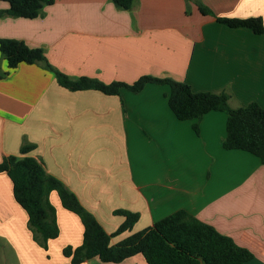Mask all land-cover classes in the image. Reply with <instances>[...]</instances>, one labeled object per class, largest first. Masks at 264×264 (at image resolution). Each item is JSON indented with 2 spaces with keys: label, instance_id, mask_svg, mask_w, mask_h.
Returning <instances> with one entry per match:
<instances>
[{
  "label": "crops",
  "instance_id": "1",
  "mask_svg": "<svg viewBox=\"0 0 264 264\" xmlns=\"http://www.w3.org/2000/svg\"><path fill=\"white\" fill-rule=\"evenodd\" d=\"M53 0L34 18L0 16V37L41 47L47 61L70 77L132 83L142 75L169 77L193 91H224L230 107L264 108V33L231 28L215 16H260L264 0ZM8 4L0 2V9ZM215 15V16H214ZM169 87L147 83L116 94L70 90L39 63L8 70L0 53V161L24 142L45 171L61 180L107 233L124 209L138 214L133 232L184 209L252 253L243 264H264V166L258 157L225 149L226 115L211 110L197 120L177 119ZM59 234L39 245L12 183L0 172V264H70L66 245L78 246L83 225L49 193ZM78 264H146L141 253L120 262L98 257Z\"/></svg>",
  "mask_w": 264,
  "mask_h": 264
},
{
  "label": "trees",
  "instance_id": "2",
  "mask_svg": "<svg viewBox=\"0 0 264 264\" xmlns=\"http://www.w3.org/2000/svg\"><path fill=\"white\" fill-rule=\"evenodd\" d=\"M8 7L0 9V16L34 18L53 0H0ZM121 9H129L133 0H110ZM202 14L213 13L200 0H191ZM215 16V15H214ZM216 21L231 27H245L253 33H264L260 16H215ZM0 53L7 69L19 63H39L54 73L59 85L70 90L95 89L105 94H116L121 87L133 92L140 91L147 83L166 84L169 87L168 106L179 120H194L192 128L198 131L197 120L211 111L226 115L225 149L247 151L259 158L264 166V108L256 102L230 107L229 95L224 91H193L188 83L169 77L142 75L132 83L111 81L105 83L88 76L70 77L52 66L41 47H32L15 38L0 37ZM34 144L24 142L19 154L6 155L0 161V172H5L12 183L15 201L27 214V226L33 239L47 248L48 239L59 234L55 208L49 201V193L55 190L61 205L75 213L82 225V241L78 246L66 245L62 254L70 264L98 257L103 262H120L141 253L146 264H243L253 255L247 248L237 245L233 239L220 233L209 223L203 222L184 209H178L139 231L133 232L115 244L110 238L130 229L138 214L124 209L114 212L124 220L113 233H107L96 218L79 202L75 194L58 178L47 173L42 163L29 152Z\"/></svg>",
  "mask_w": 264,
  "mask_h": 264
}]
</instances>
